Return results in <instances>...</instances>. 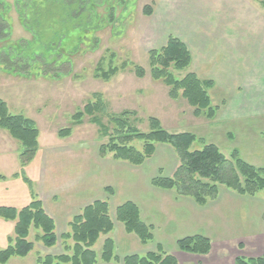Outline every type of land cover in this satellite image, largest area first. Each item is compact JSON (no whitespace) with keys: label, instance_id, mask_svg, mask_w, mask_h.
<instances>
[{"label":"rangeland","instance_id":"374dc122","mask_svg":"<svg viewBox=\"0 0 264 264\" xmlns=\"http://www.w3.org/2000/svg\"><path fill=\"white\" fill-rule=\"evenodd\" d=\"M3 1L10 5L9 41L13 44L26 42L31 51L44 53L47 48L45 45L52 39V32L44 25L35 27L31 17L34 13L29 7L20 14L17 11V0ZM86 1L88 4L81 17L83 20L90 19L89 27L76 29L79 20L69 22L66 28L61 24L57 26L59 30L67 31L66 38L58 42V61L70 62L60 66V73L59 69L53 70V74H59L58 77L40 76L36 69L30 75H20L8 72L0 66V98L7 103L12 114L25 115L39 129V152L25 170V176L32 182L36 194H42L48 188L77 187L87 190L94 200L107 201L111 217L116 218L112 213L116 212L118 205L129 199H145L147 192L144 191L152 186L151 182L155 177L174 176L180 163L174 149L167 145H158L154 156L138 167L115 160L112 153L105 156L99 154L101 145L107 144L109 138L92 121V116H84L80 121L75 119L76 114L82 112L87 103L96 101V94L102 95L107 113L130 112L132 125L141 132H149V119L156 117L170 133L195 134L199 140L192 150L201 149L204 143H212L229 160L233 152L237 151L240 159L257 168H264L262 0ZM58 2V8L62 10L63 0ZM32 3L33 0H30L29 5ZM36 5L41 6L39 1ZM146 6L152 8L151 16L144 14ZM60 13H56L55 18L64 16L62 11ZM72 15L73 12H68L67 18ZM205 27L212 29L211 33H215L217 38L210 45V48L213 47L211 54H215L211 64L201 65L199 47L202 43L194 41L191 48L185 45L192 56V65L188 72H194L201 81L213 82L208 94L217 112L215 118L210 120L204 116H195L194 109L185 99L170 98L169 88L152 79L148 57V52L164 46L169 36L180 40L192 39ZM33 30L38 38H34ZM7 44V41L0 42V50ZM205 53L207 55L208 52ZM99 61H104L105 70L109 69L110 64L121 68L124 63L131 62L144 68L146 75L141 79L136 76L132 67H128L120 70L109 81H103L96 77ZM184 74L175 73L179 78ZM223 78H229L225 80L230 81V93H223L224 89L217 85L216 79ZM99 116L102 124L106 126V115ZM64 130H69L70 134L61 135ZM131 145L142 151L144 143L132 141ZM0 150L8 153L0 157V207H21L31 197V188L21 175V147L7 132L0 130ZM106 188H111V191ZM222 189L231 191L225 186H219V194ZM175 196L180 198L176 194ZM251 198V201L232 206L229 198L225 197L219 208L214 206L205 212L198 211V215L189 214L187 223L191 226L187 225V228L195 227L198 220L202 225L199 229L209 235L225 234V243L217 242L213 236L215 254L228 256L229 261L230 257L236 255L233 264L241 257L258 258L247 254L255 253L256 245L260 252H264V192ZM215 199H209L207 204ZM164 201L169 200L156 202ZM13 223L0 219V250L7 248L9 238L14 236ZM178 228L180 227L170 225L167 230L157 232L150 248H156V252L161 248L163 253L174 256L171 253L179 250L174 234ZM113 232V241H116L115 255L123 256L133 252L134 245L124 241L115 228ZM113 232L101 236L94 246L99 255L98 263L103 262L100 255L107 240L105 238H111L109 236ZM129 235L138 238L134 234ZM239 241L243 243L239 244ZM259 241L262 243H258ZM36 244L41 243L35 242V246ZM56 247L58 248L55 251L62 253V243ZM39 253V249H35L31 255L13 258L6 264H36ZM123 258L119 257L120 260ZM224 262L228 264L226 260Z\"/></svg>","mask_w":264,"mask_h":264},{"label":"trees","instance_id":"16d2710c","mask_svg":"<svg viewBox=\"0 0 264 264\" xmlns=\"http://www.w3.org/2000/svg\"><path fill=\"white\" fill-rule=\"evenodd\" d=\"M29 1L17 0L18 13L22 14L29 7L34 13L31 17L35 27L44 25L52 32V39L47 42L46 51L42 54L31 51L26 42L13 44L9 41L10 5L0 0V42H8L0 50V66L8 72L20 75H30L31 71L36 69L40 76L58 77L59 74H53V70L59 69L60 73V66L70 62L68 59L62 63L58 61L60 56L57 53L58 42L66 38L67 31L59 30L57 26L61 24L66 28L69 22L79 20L76 29L89 27L90 19L83 20L81 17L88 3L86 0H63L64 8L60 10L59 0H33L32 5H29ZM37 1L41 6L36 5ZM262 2L264 4V0ZM60 11L64 16L55 18V14L59 15ZM68 12H73V15L67 18ZM144 14L151 16L152 8L146 6ZM34 35V38L38 36L35 32ZM148 57L152 79L162 82L169 88L171 99H185L197 117L204 116L209 120L215 118L217 108L212 105L208 94L213 82L201 81L194 72H188L192 65V56L182 40L169 36L166 44L159 49L150 50ZM103 64L104 61H99L96 68V77L103 81H109L118 75L120 70L128 67H132L136 76L141 79L146 75L144 68L131 62L124 63L121 68L110 64L108 70L103 68ZM175 73L185 74L179 78ZM94 97L97 98L96 101L87 103L84 110L76 114L75 119L80 121L84 116H92V121L99 125L104 135L109 138V142L101 145L99 149L101 156L112 153L115 160L138 167L154 156L158 145H167L174 149L180 166L173 177H155L151 182L154 188L174 190L178 197L192 198L199 206H205L209 199L217 198L219 186H225L242 197H255L259 192H264V168H257L240 159L237 151L233 152L229 160L212 143H204L201 149L192 150L193 145L199 140L195 134L170 133L162 127L161 121L156 117L149 119V132H141L132 125L130 112L107 113L102 95L96 94ZM103 114L107 117L106 126L100 121L99 115ZM0 130L7 132L19 143L21 175L31 188V202L26 207L21 209L0 207V219L15 223L14 237L9 238L7 248L0 250V264H6L13 258L27 257L34 251L35 242L41 243L46 249L55 248L62 243L63 250L59 255L37 259V264H97L99 255L94 246L101 236L113 232L115 221L123 224L127 233L136 235L142 245L154 240L152 226L142 220L138 205L131 201L116 208L114 220L110 215L109 203L97 200L76 215L69 224V230L58 236L54 219L46 213L32 182L25 176L28 163L35 159L40 149L39 129L36 123L25 115L12 114L7 103L0 98ZM63 134L69 135L70 131H61V135ZM132 141L143 142L142 151L132 146ZM106 190L111 191V188ZM32 229L38 232L35 241L29 239ZM176 244L179 250L189 254L207 255L212 250L211 240L202 235L181 238ZM100 260L105 263L120 261L123 264H179L174 256L163 253L161 248L144 256L128 255L120 260L115 255V242L111 238L104 242ZM235 264H264V255L252 259L237 258Z\"/></svg>","mask_w":264,"mask_h":264},{"label":"crops","instance_id":"0c3cea01","mask_svg":"<svg viewBox=\"0 0 264 264\" xmlns=\"http://www.w3.org/2000/svg\"><path fill=\"white\" fill-rule=\"evenodd\" d=\"M184 21V20H183ZM202 24V23H200ZM203 25V24H202ZM202 27V26H201ZM212 29H209L208 27L202 28L200 30V34H196L195 38L192 37V39H187V38H181V40L191 48V43L196 41L197 43H202L200 45L199 50L200 51V56L202 57L201 65L202 64H211L213 56L215 54H211V50H213V47L210 48V45L213 43V41H216L217 38L215 36V33H211ZM216 34H220L219 32H216ZM210 43V44H209ZM209 44V46H207ZM205 52H208L207 55ZM202 54V55H201ZM229 78H223L221 79H216L217 85H220L221 88L224 89L223 93H230V87H229V82L227 80ZM224 84L226 86H224ZM216 87V86H215ZM8 153H4L3 151L0 150V157L5 156ZM144 192H147L145 199L142 200H136V199H129L127 201H133L135 204L138 205L140 212H141V217L142 220L147 224L152 226L153 228V233H154V240L150 243H154L156 239V233L161 231V230H167L170 225H176L180 228L175 229V240L176 242L184 237L188 236H195V235H202L211 240L212 243V250L211 253L205 256H197V255H192L185 253L180 250H175L173 251V254L179 264H225L228 262V264H233V260L236 255H233L231 258V261H229L228 256H220L219 254H215V248H214V240L216 239L217 242L220 243H225L226 242V236L225 234L220 235H209L206 233V231L201 230L199 228H202L201 222L199 224V221H196V224L194 225L195 227L193 228H187V216L189 214L196 213L198 211L205 212L208 209L216 206V208H219L221 203L223 202V199L225 197L229 198V201L231 202L232 206H236V203L240 202H246V201H251L252 198L250 197L248 200V197H242L238 196L235 193L228 191V190H221V193L219 194L218 198L215 200H212L207 204L205 207H201L195 203V201L192 198L189 197H180L176 198L175 192L174 191H166V190H160L156 189L153 186L149 187L148 189ZM223 192V193H222ZM39 199L42 201L44 208L47 212V214L54 219L56 223V232L57 235L59 234H64L66 233L69 229V224L72 221V219L79 214L86 206L92 204L94 201H97L99 199H92L91 196H89V193L87 190H80V188L73 187V188H66V189H57V188H48L47 190H43L42 194H37ZM137 196V195H136ZM136 198V197H135ZM163 199H168L169 201H164V202H156L158 200H163ZM31 202V197L30 200L26 203L29 205ZM25 204V205H26ZM25 205L21 207H16L17 209H21L23 207H26ZM121 205V204H120ZM119 206V205H118ZM161 213V214H159ZM115 213H112L114 215ZM198 215V214H197ZM159 216V217H158ZM186 216V218L184 217ZM113 217V216H112ZM115 218V216L113 217ZM156 218V219H155ZM185 218V219H184ZM183 220V223H181V220ZM160 222H159V221ZM158 223V224H157ZM193 224V223H191ZM13 226L15 228V223H13ZM191 225H189L190 227ZM163 228V229H162ZM115 230H118V232L121 233L122 239L126 242L131 243V245H134L135 249L133 252L129 253L128 255H133V254H138V255H145L151 251H155V249H151L150 243L147 245H142L141 242L139 241L138 238H133V235H129L125 232L124 226L119 223L115 222ZM120 230V231H119ZM158 230V231H157ZM204 232V233H201ZM216 232H219L216 230ZM220 233V232H219ZM37 234V231L35 229H32L30 232V240L34 241V238ZM114 232L109 236L113 239ZM214 236V240L212 239ZM14 237V236H12ZM105 239H108L105 238ZM117 240V239H116ZM115 241V239H114ZM117 242H119L117 240ZM264 242V241H263ZM243 243L242 241H239V244ZM258 243H262L259 241ZM116 244V241H115ZM264 244V243H263ZM137 246V247H136ZM242 247V246H240ZM58 247L52 248V249H46L43 248L41 244H36L35 249H39V254L36 256V260L39 258H44V256L48 255H57L59 254L58 251H55ZM138 248H140L138 250ZM221 248V246H220ZM246 248V247H245ZM256 252L247 254V256L251 257H259L264 254V252H260L258 250V246L256 245ZM34 249V250H35ZM262 249V247H261ZM34 252V251H33ZM32 252V253H33ZM31 253V254H32ZM30 254V255H31ZM98 254V253H97ZM235 254V252L233 253ZM128 255H123V256H118V257H125ZM216 259V262H213V260ZM37 262V261H36ZM103 263V262H101ZM100 262L97 264H101ZM37 264V263H36ZM104 264H122L119 262H110V263H104Z\"/></svg>","mask_w":264,"mask_h":264}]
</instances>
